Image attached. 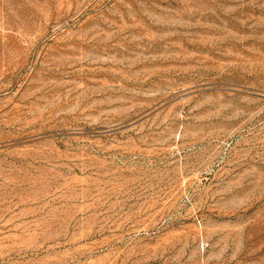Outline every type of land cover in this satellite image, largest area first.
<instances>
[{
    "label": "rangeland",
    "instance_id": "1",
    "mask_svg": "<svg viewBox=\"0 0 264 264\" xmlns=\"http://www.w3.org/2000/svg\"><path fill=\"white\" fill-rule=\"evenodd\" d=\"M0 264H264V0H0Z\"/></svg>",
    "mask_w": 264,
    "mask_h": 264
}]
</instances>
